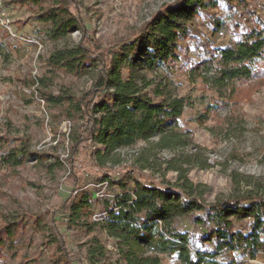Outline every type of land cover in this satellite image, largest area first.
Listing matches in <instances>:
<instances>
[{"label":"trees","instance_id":"trees-1","mask_svg":"<svg viewBox=\"0 0 264 264\" xmlns=\"http://www.w3.org/2000/svg\"><path fill=\"white\" fill-rule=\"evenodd\" d=\"M232 9L234 0H225ZM48 2L44 5L43 3ZM260 25L243 32L238 40L211 50L203 41L199 60H187V77L200 81L213 93L205 112L197 117L204 123L220 111L234 110L254 90L264 85V20L250 9L249 0H238ZM40 6L39 19L47 24L45 35L57 40L81 31L74 46L55 49L47 58L51 68L72 74L95 72L93 85L81 96L62 88L58 94L43 91L41 96L54 106L63 107L67 116L78 120L72 135L74 150L82 142L94 145L95 163L102 169L121 163V151L148 144L124 171L109 169L100 181L118 186L113 201L105 198L108 214L90 224L100 227L114 242L118 258L106 259L107 247L97 235L89 240L86 261L90 264H222L225 253H239L246 259L264 254V191L250 186L208 202L195 193L188 169L176 159L168 161L175 170V182L159 183L147 178L144 169L156 168L152 159L157 151L174 150L190 141L181 129V118L194 101L174 90L171 64L180 58V39L193 38L191 26L207 9L218 8L219 0H174L163 5L141 26L140 34L109 52L85 25L79 0H3L10 4ZM215 36L240 29L238 23L213 15ZM138 62L153 72L138 76ZM124 70L128 75L124 76ZM8 139V138H5ZM9 140V139H8ZM9 151L0 157L19 165L30 152ZM153 151L155 153H153ZM162 167V164H161ZM75 189V188H74ZM87 196L75 202L69 196L62 206V221L69 226L82 213H88ZM38 221L41 217L37 216ZM23 215L0 211V259L4 250L17 247ZM49 243L60 249V256L79 257L63 248L57 234L48 235ZM64 251V253H63ZM59 256V257H60ZM59 257L53 259L58 264Z\"/></svg>","mask_w":264,"mask_h":264},{"label":"rangeland","instance_id":"rangeland-1","mask_svg":"<svg viewBox=\"0 0 264 264\" xmlns=\"http://www.w3.org/2000/svg\"><path fill=\"white\" fill-rule=\"evenodd\" d=\"M172 1L79 0L86 27L111 53L138 36L151 15ZM234 1L230 9L225 0H219L218 8L207 9L190 27L193 38L180 39V58L171 64L170 73L175 92L194 101L181 118V129L191 139L174 150L157 151L152 158L156 168L142 170L154 182H175L178 173L167 166L169 160L176 159L188 169L195 193L208 202L250 186L264 191V85L242 99L234 110L220 111L200 123L197 117L205 112L213 93L205 90L200 81H190L186 73L187 60L202 56L200 41L211 50L225 47L246 30L260 25L258 18ZM249 6L264 20V0H249ZM39 11L37 4L0 6V155L13 150L20 153L23 148L30 152L17 166L0 157V211L23 215L17 247L4 250L0 264H53L60 249L47 240L51 233L62 238L64 249L79 257L60 256L58 264H90L86 249L94 235L106 245V259L114 261L118 254L113 240L100 227L90 228L108 214L105 198L113 201L114 194L120 192L118 186L111 187L100 178L106 170L122 172L133 166L148 144L139 142L121 151V163H109L102 169L95 163L96 146L91 142H82L74 150L72 135L78 120L67 116L63 107L44 100L41 94H58L67 88L81 96L92 87L95 72L72 74L48 66L47 58L55 49L76 45L82 33L78 30L65 38H48L44 33L47 24L39 19ZM213 15L238 23L240 29L215 36L210 23ZM135 72L138 76H153L141 62ZM128 73L124 70L125 77ZM69 196L75 202L87 196L91 207L67 226L61 209ZM262 257L250 260L239 252L225 253L220 258L222 264H264ZM164 263L176 261L165 258Z\"/></svg>","mask_w":264,"mask_h":264},{"label":"built area","instance_id":"built-area-1","mask_svg":"<svg viewBox=\"0 0 264 264\" xmlns=\"http://www.w3.org/2000/svg\"><path fill=\"white\" fill-rule=\"evenodd\" d=\"M2 3H3V0H0V6L2 5ZM12 35H13L14 37H16V34L12 33Z\"/></svg>","mask_w":264,"mask_h":264},{"label":"crops","instance_id":"crops-1","mask_svg":"<svg viewBox=\"0 0 264 264\" xmlns=\"http://www.w3.org/2000/svg\"><path fill=\"white\" fill-rule=\"evenodd\" d=\"M262 256H264V254H262ZM259 257H260V256H258L257 258H259ZM257 258H256V259H257ZM262 258H264V257H262ZM250 260H251V259H250ZM253 260H254V259H253Z\"/></svg>","mask_w":264,"mask_h":264}]
</instances>
